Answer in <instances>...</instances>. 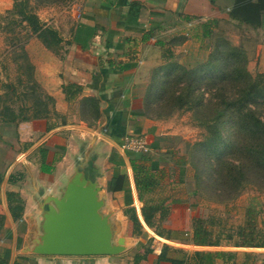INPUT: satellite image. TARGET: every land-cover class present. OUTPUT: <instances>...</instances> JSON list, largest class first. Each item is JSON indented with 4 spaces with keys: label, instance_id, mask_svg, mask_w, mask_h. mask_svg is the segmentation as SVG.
<instances>
[{
    "label": "crops",
    "instance_id": "0c3cea01",
    "mask_svg": "<svg viewBox=\"0 0 264 264\" xmlns=\"http://www.w3.org/2000/svg\"><path fill=\"white\" fill-rule=\"evenodd\" d=\"M80 7L69 36L60 33L64 41L57 54L64 65L59 79L54 78L56 85L48 90L53 109L46 116L0 121V259H6L7 264H170L159 261L163 245L168 244L187 253L195 249L236 252L235 259L225 262L217 258L215 264H243L246 252L250 253L246 258L252 259L249 264L264 261V257L258 259L252 251L264 246L242 247L230 243L197 246L179 238L180 233H176L178 238L173 236L175 230L190 232L191 224L183 219H176L175 223L172 212L176 204L172 202H178L177 198L169 193L161 201H155V188L164 177L163 161L170 151L167 141L175 144V139L162 134L157 122L161 119L148 115L145 82L149 83L150 77H144V81L141 76L142 67L154 69L171 62H163L165 41H174L176 37L184 41L189 36L202 45L210 39L205 35L217 34L221 23L244 30L253 28L239 20L251 16L258 17L260 23L254 29L262 27L264 0H83ZM259 12L262 13L258 15ZM78 23L96 28L85 47L69 41ZM167 54L170 55L168 51ZM68 82L81 86L72 102L66 100L63 91V85ZM87 97L95 99L98 115L90 119L84 115L73 118L79 112L89 113L82 102ZM143 133L151 147L150 159L144 163L156 179L145 198L162 202L168 210L165 218H160L159 213L154 217L156 224L162 223L160 235L147 225L141 212L144 200L139 198L130 159L142 152L122 146L126 134ZM76 169H82L100 185L104 198L102 211L119 228L118 235L125 237L124 251L113 255H48L28 250L40 233L47 197L60 195ZM16 206L22 209L18 217H14L12 210ZM132 211L142 225L138 235L132 233ZM167 232L172 237L163 234ZM128 240L135 244L142 241L144 245L153 241L146 244L150 251L145 259L133 261L134 254L143 250H129ZM167 256L179 258L182 253L169 250Z\"/></svg>",
    "mask_w": 264,
    "mask_h": 264
},
{
    "label": "rangeland",
    "instance_id": "374dc122",
    "mask_svg": "<svg viewBox=\"0 0 264 264\" xmlns=\"http://www.w3.org/2000/svg\"><path fill=\"white\" fill-rule=\"evenodd\" d=\"M28 1L42 22L56 28L65 37L69 36L71 26L78 20L83 3V0ZM12 7L13 0H0V108L9 106L19 114V118L31 117L39 110L44 112L47 109L50 112L53 100L48 90L56 85L54 78L59 79L63 60L59 58L55 48H47L27 28L13 20L15 14L11 13ZM262 21L264 26V19ZM263 26L258 29L246 27L244 30L221 23L217 34L205 40L202 45L192 41L189 36L184 41L176 37L174 41H165L162 49L163 57L166 56L163 62L171 61L170 63L159 64L148 70L147 67H140L143 80L150 77L149 83L145 82L150 100L148 115L161 119L157 122L162 134L175 139V144L167 141L166 147L170 151L165 156L167 160L163 161L164 177L155 188V201H161L170 194L177 198L178 202H172L176 204L172 212L174 218L170 217L175 223L176 219H183L191 224L195 218L214 217L215 224L207 221L205 224L216 234L221 228L226 235L228 230L235 231L245 223L249 207L257 211L255 225L264 233V167L252 156H247L245 147L251 143V139L247 140L244 147L235 150L233 143L236 136H233L231 127L227 124L225 126L228 130L225 129L222 134L224 143L216 155L207 158L209 155L204 156L201 147L196 144L209 134L207 126L200 123L205 110L203 103L208 97L224 93L234 97L237 88L245 85L250 78L264 84ZM216 43L220 44L224 54L229 52L227 46H239V61L236 64L222 61L220 64L211 47ZM167 51L170 55H166ZM178 96H183V100L186 99L187 102L181 104ZM161 97L165 100L159 104ZM247 106L255 107L254 109L257 107L253 102H249ZM205 108L213 109V104ZM80 115L93 118L91 112H79L73 118L77 119ZM136 136L143 138L149 145L147 135L143 133ZM126 137L127 134L123 143ZM148 149L151 151L150 147ZM177 159H185L184 164L176 165L174 162ZM225 159L257 163L254 173L261 171L260 179L256 181L243 178L237 186L235 182H227L226 172L223 170L222 176L218 173L219 165ZM197 175H201L200 181H197ZM152 228L155 234L163 232L161 222L155 223ZM143 243L141 241L135 244L128 240L129 250H143ZM152 243L153 241H148L146 244ZM187 248L192 249L189 246ZM252 251L258 255V259H263V248ZM251 260L247 259L246 263L249 264Z\"/></svg>",
    "mask_w": 264,
    "mask_h": 264
},
{
    "label": "trees",
    "instance_id": "16d2710c",
    "mask_svg": "<svg viewBox=\"0 0 264 264\" xmlns=\"http://www.w3.org/2000/svg\"><path fill=\"white\" fill-rule=\"evenodd\" d=\"M11 13L15 14L14 21L17 24H21L24 28H27L31 34L35 35L41 40V42L47 48H55V51L61 48V43L64 41L60 32L44 22L38 17L36 12L33 10V7L30 5L28 0H13V7ZM262 12H259L260 15ZM241 23L249 25L253 28H256L259 23L258 17H249L242 18ZM263 20V19H262ZM95 26L87 25L84 23H78L72 32V37L69 40L79 44L81 47H85L89 39H91L95 34ZM216 35V34H213ZM210 34L205 36L213 37ZM212 50L214 51L215 56L217 57L220 64L226 62V64H236L239 61L238 53H241V48L239 46L228 47L229 51L226 54L223 52L220 44L216 43L211 45ZM211 50V51H212ZM212 51V52H213ZM234 59V61L232 60ZM237 61V62H236ZM81 86L74 82H68L63 85V91L66 96V100L69 102L75 101L78 94L80 93ZM183 96H178L181 104L187 102L183 100ZM53 100V98H51ZM165 100V99H164ZM163 97L159 99V104L164 103ZM183 100V101H182ZM200 101V99H199ZM83 106H87L89 112L93 114V117L98 115V108L95 104V99L91 97L82 99ZM249 102H253L254 106L251 108L247 106ZM210 104H213V109L205 108ZM145 108L149 112L150 100L148 96L145 98ZM152 106V101H151ZM260 106V108H259ZM0 108V121L2 122H11L15 120H25L32 117L46 116L49 113V110L37 111L33 116L26 117L22 116L19 118V114H16L13 109L9 106ZM203 108L205 109L202 115L203 120L201 124L207 126V134L204 139L198 141V144L201 147L204 156L210 157L211 155H216L219 152V148L224 143L223 132L228 128L225 126L227 124L231 127V133L233 136H236V139L233 143V147L239 149L244 147V144L247 140L251 139V143L247 145L246 152L247 156H252L260 165L264 167V84L257 82L256 80H248L243 86L237 88V94L234 97L231 95L227 96L225 93L219 96H210L203 103ZM44 110V109H43ZM154 117V116H153ZM156 117V116H155ZM136 136V135H134ZM150 147V144L148 145ZM151 148V147H150ZM150 150L142 153H135L131 157V165L134 170L135 183L138 189L139 198L144 200V204L141 208L143 218L148 226H155L154 217L159 213L160 218H165L168 214L167 207L159 203L152 202L153 198H145V194L152 190L155 185V177L153 172H151L150 167L145 165V160L150 159L149 153ZM184 160H178L177 164H184ZM257 164V163H255ZM255 164H249L248 162L237 159L236 161L225 159L219 165V174L224 175L225 180L229 183L235 182V186L239 185L241 179L244 180L251 179L256 181L260 179V172L254 173ZM217 170L215 172V177L218 175ZM197 181H200L201 175H197ZM239 191L236 193L238 194ZM10 197L12 196L9 195ZM236 196V195H235ZM14 217H18L21 212V206H16L12 208ZM257 211H254V208L247 209V218L244 224L237 227L234 230H228L229 232L224 235L223 230L220 228L219 232L214 233L207 226L206 221L209 224H215L213 221L214 217L209 218H195L191 223L190 232L184 230H175L174 237H177V234L180 233V237L184 239L187 243L197 245V246H220L225 243H230L235 246L242 247H260L264 246V233H261L256 227V216ZM131 223H132V233L141 234L142 225L138 220L134 211L131 213ZM236 232V233H235ZM162 233V232H161ZM177 233V234H176ZM234 233L236 238L234 237ZM261 233V235H260ZM167 238L172 237L171 233H163ZM169 250L179 251L182 253V256L179 258H173L167 256ZM150 249L144 245L143 252H136L133 256V261L139 262L142 259H145ZM250 253H245V256L248 257ZM236 252L233 251H224V250H198L195 249L191 253H187L180 248L171 247L168 244H164L162 251L159 255V261H167L170 264H215L217 258L222 259L223 261H229L235 259ZM244 257L243 264H246L247 258ZM0 264H7L6 259H0ZM18 264V263H13ZM231 264V263H230ZM256 264V263H254ZM258 264H264V261L258 262Z\"/></svg>",
    "mask_w": 264,
    "mask_h": 264
},
{
    "label": "water",
    "instance_id": "95a60500",
    "mask_svg": "<svg viewBox=\"0 0 264 264\" xmlns=\"http://www.w3.org/2000/svg\"><path fill=\"white\" fill-rule=\"evenodd\" d=\"M42 210L40 233L29 251L48 255H113L126 249L109 214L102 211L100 185L76 169L61 189L49 195Z\"/></svg>",
    "mask_w": 264,
    "mask_h": 264
},
{
    "label": "built area",
    "instance_id": "2783aa9c",
    "mask_svg": "<svg viewBox=\"0 0 264 264\" xmlns=\"http://www.w3.org/2000/svg\"><path fill=\"white\" fill-rule=\"evenodd\" d=\"M124 149L133 150L137 152L148 151V144L143 138L134 135H129L125 138L124 143H122Z\"/></svg>",
    "mask_w": 264,
    "mask_h": 264
}]
</instances>
